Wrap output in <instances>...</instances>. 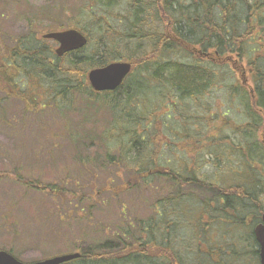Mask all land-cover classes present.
<instances>
[{
	"label": "trees",
	"instance_id": "16d2710c",
	"mask_svg": "<svg viewBox=\"0 0 264 264\" xmlns=\"http://www.w3.org/2000/svg\"><path fill=\"white\" fill-rule=\"evenodd\" d=\"M120 2L86 0L88 21L52 28L87 39L62 56L33 31L11 43L0 32V94L33 117L74 106L97 127L107 113L108 128L84 149L99 136L108 163L127 170L118 190L154 192L148 219L120 221L114 237L67 264H260L264 0H128L123 11ZM114 62L130 73L116 90L95 92L88 72ZM197 121L212 126L210 136ZM16 182L76 200L54 185Z\"/></svg>",
	"mask_w": 264,
	"mask_h": 264
},
{
	"label": "rangeland",
	"instance_id": "374dc122",
	"mask_svg": "<svg viewBox=\"0 0 264 264\" xmlns=\"http://www.w3.org/2000/svg\"><path fill=\"white\" fill-rule=\"evenodd\" d=\"M85 1L2 0V38L11 43L33 31L41 39L58 24L71 27L74 22L88 21ZM118 1L123 11L128 0ZM118 1L114 0L115 5ZM44 43L56 48L53 43ZM25 111L20 100L0 94L1 250L12 249L15 257L25 263L43 261L81 252L106 234L114 237L120 221L149 218L153 190L119 191L127 181V170L108 163L99 136L84 149L86 138L108 128L107 113L99 115L97 127H93L84 120L83 110L74 106L64 113L49 110L36 117ZM195 128L202 133L208 130L209 136L212 130V126L207 128L198 121ZM181 150L182 147L179 151L183 153ZM196 155L197 152L189 154ZM205 171L215 173L212 166ZM18 177L65 189L66 195L72 194L76 200L63 201L52 198L47 191L28 189L16 182Z\"/></svg>",
	"mask_w": 264,
	"mask_h": 264
},
{
	"label": "water",
	"instance_id": "95a60500",
	"mask_svg": "<svg viewBox=\"0 0 264 264\" xmlns=\"http://www.w3.org/2000/svg\"><path fill=\"white\" fill-rule=\"evenodd\" d=\"M44 39H51L58 43L56 50L58 56L65 53L82 49L87 44V39L76 30L54 32L44 36ZM131 64L114 62L105 67L93 69L88 72L87 79L95 92L116 90L131 71ZM256 242L259 245L260 264H264V215L262 223L257 225L253 231ZM79 258V254L64 255L30 264H64ZM0 264H26L22 263L5 251H0Z\"/></svg>",
	"mask_w": 264,
	"mask_h": 264
}]
</instances>
